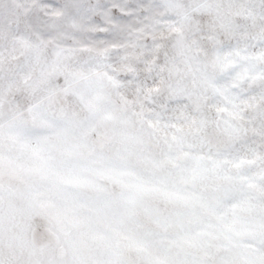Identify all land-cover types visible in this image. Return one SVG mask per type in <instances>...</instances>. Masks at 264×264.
Wrapping results in <instances>:
<instances>
[{"label": "rangeland", "instance_id": "1", "mask_svg": "<svg viewBox=\"0 0 264 264\" xmlns=\"http://www.w3.org/2000/svg\"><path fill=\"white\" fill-rule=\"evenodd\" d=\"M0 264H264V0H0Z\"/></svg>", "mask_w": 264, "mask_h": 264}]
</instances>
